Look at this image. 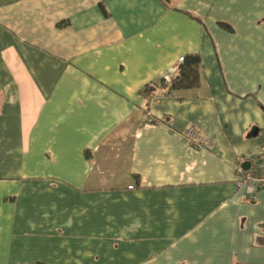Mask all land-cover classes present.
<instances>
[{
  "label": "crops",
  "instance_id": "1",
  "mask_svg": "<svg viewBox=\"0 0 264 264\" xmlns=\"http://www.w3.org/2000/svg\"><path fill=\"white\" fill-rule=\"evenodd\" d=\"M191 52L199 86L165 94ZM244 162L264 170V0H0V264H264Z\"/></svg>",
  "mask_w": 264,
  "mask_h": 264
},
{
  "label": "trees",
  "instance_id": "2",
  "mask_svg": "<svg viewBox=\"0 0 264 264\" xmlns=\"http://www.w3.org/2000/svg\"><path fill=\"white\" fill-rule=\"evenodd\" d=\"M201 79V55L198 52L186 53L177 68L169 75L159 80V86L168 94L172 90H186L197 88ZM150 94V86L143 90ZM264 230V224L262 225Z\"/></svg>",
  "mask_w": 264,
  "mask_h": 264
},
{
  "label": "built area",
  "instance_id": "3",
  "mask_svg": "<svg viewBox=\"0 0 264 264\" xmlns=\"http://www.w3.org/2000/svg\"><path fill=\"white\" fill-rule=\"evenodd\" d=\"M148 121H152L149 116ZM183 136L196 148H208L211 145L210 139L203 136L193 125L184 129ZM236 172L239 175L238 184L247 187L248 191H254L257 188L264 189V170L245 169L243 166L238 165Z\"/></svg>",
  "mask_w": 264,
  "mask_h": 264
},
{
  "label": "water",
  "instance_id": "4",
  "mask_svg": "<svg viewBox=\"0 0 264 264\" xmlns=\"http://www.w3.org/2000/svg\"><path fill=\"white\" fill-rule=\"evenodd\" d=\"M242 166L245 168V169H248L249 168V162H244L242 164Z\"/></svg>",
  "mask_w": 264,
  "mask_h": 264
}]
</instances>
